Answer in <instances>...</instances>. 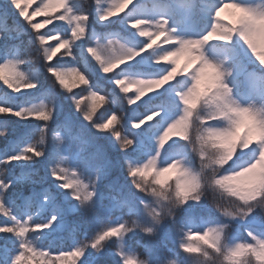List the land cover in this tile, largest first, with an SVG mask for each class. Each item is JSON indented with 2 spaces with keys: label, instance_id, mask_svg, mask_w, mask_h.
I'll use <instances>...</instances> for the list:
<instances>
[{
  "label": "snow or ice",
  "instance_id": "1",
  "mask_svg": "<svg viewBox=\"0 0 264 264\" xmlns=\"http://www.w3.org/2000/svg\"><path fill=\"white\" fill-rule=\"evenodd\" d=\"M0 140V264H264V0H5Z\"/></svg>",
  "mask_w": 264,
  "mask_h": 264
},
{
  "label": "trees",
  "instance_id": "2",
  "mask_svg": "<svg viewBox=\"0 0 264 264\" xmlns=\"http://www.w3.org/2000/svg\"><path fill=\"white\" fill-rule=\"evenodd\" d=\"M4 2H5V0H0V4H3ZM38 2H39V0H37V3H38ZM80 2H81V3H86L87 0H80ZM34 7H35V4H33L32 7L29 8V11L31 12L32 9H33ZM43 19H45V17H43V16L35 17V18L33 19V23H35V22H42ZM13 20L18 21L20 25L26 27V24H25V22L22 20V18L16 17L15 15L13 16V19H9V20L7 21V23H8L9 26H11V25L13 24ZM49 27H50V26H49ZM46 30H47V28H42V29H41V31H46ZM180 64H181V63H180ZM182 65H183V64H181V66H182ZM11 119L14 120L15 118H11ZM4 144H5V141L0 140V147H3ZM262 215H264V214H262ZM0 219H2V218H0ZM66 239H67L66 236H65V237H62L61 239H59V240L57 241V247H63L64 244H65V240H66ZM174 239H178V238H175V237H174ZM142 243H143V241H142ZM168 247H169V248H174V243H173V241H171V240L168 241ZM140 251H142V249H140ZM142 258H145V257H142ZM105 259H108V258H105ZM101 264H103V261L101 262Z\"/></svg>",
  "mask_w": 264,
  "mask_h": 264
},
{
  "label": "rangeland",
  "instance_id": "3",
  "mask_svg": "<svg viewBox=\"0 0 264 264\" xmlns=\"http://www.w3.org/2000/svg\"><path fill=\"white\" fill-rule=\"evenodd\" d=\"M227 19H228L227 14H225V20L227 21ZM180 62L184 63V60H181Z\"/></svg>",
  "mask_w": 264,
  "mask_h": 264
}]
</instances>
